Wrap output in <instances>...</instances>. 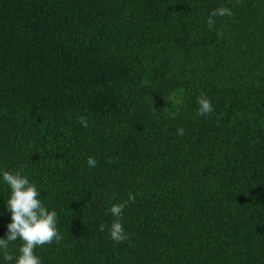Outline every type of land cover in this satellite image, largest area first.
<instances>
[{"label":"trees","instance_id":"trees-1","mask_svg":"<svg viewBox=\"0 0 264 264\" xmlns=\"http://www.w3.org/2000/svg\"><path fill=\"white\" fill-rule=\"evenodd\" d=\"M4 170L57 212L41 264H264V0H0V238Z\"/></svg>","mask_w":264,"mask_h":264},{"label":"clouds","instance_id":"clouds-1","mask_svg":"<svg viewBox=\"0 0 264 264\" xmlns=\"http://www.w3.org/2000/svg\"><path fill=\"white\" fill-rule=\"evenodd\" d=\"M232 10L225 6L213 9L209 14L206 24L208 28L215 25V17H232ZM199 116H208L214 111V107L205 93H201L197 98ZM80 124L87 128L88 121L84 115L78 117ZM180 136L184 135L183 128H177ZM109 163H115L109 160ZM90 168L97 165V160L92 156L87 158ZM3 181L10 188L9 198L6 200L7 209L11 213V222L7 225L8 232L6 238H0V253L3 260L10 264H41L40 257L35 253L37 247H44L53 242L59 243L62 235L57 228V212L50 210L39 198V191L29 179L20 172L4 170L2 172ZM135 202L132 192L128 193V199L119 203H113L107 210L114 219L108 224L107 231L110 238L122 243L130 239L125 231L121 218L123 210L129 203ZM105 224L99 225L100 231H105ZM21 241L18 247V254L8 252L9 243Z\"/></svg>","mask_w":264,"mask_h":264}]
</instances>
